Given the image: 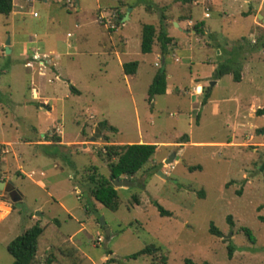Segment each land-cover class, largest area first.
I'll list each match as a JSON object with an SVG mask.
<instances>
[{"label":"rangeland","instance_id":"rangeland-1","mask_svg":"<svg viewBox=\"0 0 264 264\" xmlns=\"http://www.w3.org/2000/svg\"><path fill=\"white\" fill-rule=\"evenodd\" d=\"M96 1L71 10L19 2L0 15V143L9 142L0 144V264L14 263L9 244L36 224L45 229L40 264L51 255L53 264H264V116L255 113L264 109V27L255 26H264V0H210V11L207 0ZM189 15L192 27L176 25ZM144 25L174 39L168 55L158 39L142 53ZM36 50L52 54L55 68L52 58L45 72L26 64ZM133 62L136 75H126L122 63ZM233 63L240 82L216 79ZM162 71L179 90L150 101ZM197 84L211 92L205 105ZM184 136L189 142L180 144ZM57 139L63 145L38 144ZM141 141L157 145L156 154L122 177L138 185L117 189L116 207H105L94 193L110 181L108 147ZM174 154L179 160L166 164ZM15 190L23 195L16 203ZM148 247L158 251L130 258Z\"/></svg>","mask_w":264,"mask_h":264},{"label":"trees","instance_id":"trees-1","mask_svg":"<svg viewBox=\"0 0 264 264\" xmlns=\"http://www.w3.org/2000/svg\"><path fill=\"white\" fill-rule=\"evenodd\" d=\"M151 9L152 7H147ZM14 11V0H0V15L9 17ZM198 31V29H196ZM161 43V50L163 56L168 55L169 46L172 44L173 39L170 38L164 29H161L159 36L157 37L156 27L153 25H144L142 30V42H141V51L144 54H149L153 52V47L155 41ZM139 63L133 62L124 65V71L127 75H135L137 73ZM242 67L237 64H224L219 67L216 71V79H220L226 75H233L234 80L240 82L242 80ZM167 92V75L165 71L159 72L150 87L149 90V100L152 101L156 96L165 95ZM204 101L203 105L207 104L211 92L209 89H204ZM257 116H264V109H259L256 112ZM113 132H116V129L111 127ZM189 142L188 137H182V142ZM56 142H61V139H57ZM157 152V145L154 144H129V145H111L108 147V150L105 153V156L108 160V167L110 170V181L103 185L101 188L95 191V199L103 204L107 208L114 209L116 207V202L118 199V190L113 186L112 181L122 179V177L127 176L133 178L145 166L151 161L153 156ZM104 153L101 151L100 155ZM117 159V160H116ZM193 170V169H192ZM134 200L140 204V200L137 197H134ZM159 211L163 216L170 215L169 212L165 211L162 206L156 203ZM5 215H2L1 220L5 219ZM45 229L39 224H36L32 228L27 229L21 236L12 241L8 246L9 254L14 258L13 264H40L38 259L39 254L43 251L39 247V238L44 234ZM212 233L218 235L219 232L217 229L212 228ZM156 247H148L143 251L130 256L131 259H138L142 256L152 255L157 252ZM234 248L231 247L229 250L230 256L233 255ZM55 256L47 260V264H53ZM116 262L115 260L108 261L106 264H112ZM79 262H77L78 264ZM186 264H195L191 260H187ZM208 264V263H204Z\"/></svg>","mask_w":264,"mask_h":264},{"label":"crops","instance_id":"crops-1","mask_svg":"<svg viewBox=\"0 0 264 264\" xmlns=\"http://www.w3.org/2000/svg\"><path fill=\"white\" fill-rule=\"evenodd\" d=\"M76 1V0H75ZM103 0H97L96 2L97 3H100V2H102ZM21 3V8H24V6H26V4H28L30 7H32V8H34V5L35 4H37L38 2H40L41 4H45V5H48V6H50L51 4H52V2H54V4H63V0H14V7H16L18 4H20ZM78 4H80V2H79V0L78 1H76ZM186 4L185 5H187V4H191L192 3V5L193 4H196V2L194 3V0H185L184 1ZM210 2L212 3V1H210V0H207V6H208V8H206V10L207 11H210V10H212L213 9V7H212V4H210ZM253 2H254V0H246V3L248 4V5H251V4H253ZM18 3V4H17ZM126 6H128V8H130L131 6L128 4V5H124V7H126ZM102 8L101 7H98V11H100ZM136 8L135 7H133L132 9H131V11H129L130 13L131 12H133L134 10H135ZM69 10H71V9H69ZM252 12H253V8H250L249 9V11H247V12H243L242 13V15H244V16H248V15H250V14H252ZM35 13H37V12H34L33 13V15L35 14ZM130 13L128 14L129 15V19L127 20V21H129L130 20ZM38 14V13H37ZM101 14H102V17H104V15L105 16H107L108 14H110V12H105V10L103 11V12H101ZM39 16V15H38ZM126 16V15H125ZM125 16H124V18H123V22H127V21H124V19H125ZM206 17H210V15L207 13L206 15H205ZM35 17V16H34ZM97 21L99 22V20L97 19ZM182 23H187V25H188V28H190V27H192L193 25H194V23H193V21H192V16L191 15H189V16H186V17H184V16H182L181 18H180V20L179 21H177L176 22V25H178L179 27H181V24ZM99 24L101 25V26H103L106 30H108V31H110V29H108V25H103V24H101L100 22H99ZM263 24V23H262ZM255 26H256V28H257V30H259V29H261V28H263L264 26H260L258 23H255ZM190 29H188V31L186 32L187 34H197V32L196 31H193V32H191V31H189ZM110 32H114V31H110ZM68 36L70 37L71 36V34H68ZM170 37V36H169ZM171 38V37H170ZM173 39V38H172ZM124 40V39H123ZM141 42H142V40H141ZM124 47H123V49L121 50V51H125V46H127V41H126V39L124 40ZM173 44H174V39H173V42H172V44H171V47L173 46ZM153 50H154V47H153ZM170 52V51H169ZM117 54V53H116ZM169 54V53H168ZM34 56H37V58H38V60H34ZM45 57H47V59L45 58ZM32 60H27V62H26V64H28L29 66H32L33 65V67L34 66H42V71L43 72H45L46 70H48L47 69V67H46V65L45 64H49V61H47L48 59H50V58H52V54H42V55H40L39 54V52H38V50H36L34 53H33V55H32ZM40 58H41V62L39 61L40 60ZM51 60V64H52V67L53 68H55V65H54V62H53V58L52 59H50ZM165 60V59H164ZM178 61V60H177ZM124 63H122V67H123V69H124ZM156 66H158V64H156ZM27 67V66H26ZM33 67H28V68H33ZM39 70V69H38ZM138 70V69H137ZM125 72V71H124ZM126 74V73H125ZM127 75V74H126ZM136 75V74H135ZM218 84V82H216V84L215 85H217ZM204 86L202 85V84H197V85H195L193 88H192V90H194L196 93H195V95L197 96V97H200V96H202V94H203V92H204ZM176 90H179L178 88H173V87H171V86H169L168 85V77H167V92H166V95L165 96H169V95H172V94H175L176 92ZM33 92H34V95H35V97H37V96H39V93L38 92H36L35 90H33ZM210 100V99H209ZM45 102L47 103V105L45 106V109H49V106H50V101L49 100H45ZM43 107H44V105H43ZM49 111H51L50 109H49ZM257 112V111H256ZM255 112V113H256ZM60 130H61V128H60ZM61 132H62V130H61ZM45 136V135H44ZM43 136V137H44ZM3 143H9V142H2V143H0V144H3ZM38 144H42V145H47V146H50V145H63V141L62 142H56V143H52V142H38ZM139 144H145L144 142H140ZM176 144H178V146H179V143H176ZM180 144H182V143H180ZM177 147V146H176ZM157 150H158V146H157ZM33 174H34V172H32ZM7 174V173H6ZM30 177H32V176H30ZM1 184V183H0ZM19 193V196L18 197H20V200H22V198H23V195L20 193V192H18ZM42 215V214H41ZM35 216V215H34ZM36 216H37V214H36ZM41 217V216H40ZM4 220V219H3ZM0 221H2V220H0Z\"/></svg>","mask_w":264,"mask_h":264},{"label":"water","instance_id":"water-1","mask_svg":"<svg viewBox=\"0 0 264 264\" xmlns=\"http://www.w3.org/2000/svg\"><path fill=\"white\" fill-rule=\"evenodd\" d=\"M78 1V0H76ZM129 11H131V9H129ZM129 19V15H126L124 21H127ZM260 20L262 21V23L264 24V17L260 15ZM178 26V25H177ZM10 44H11V41L10 39H8L7 43H6V53L7 54H10L11 53V50H10ZM164 64H165V60H164ZM215 84H212V86H214ZM175 160H179V157L174 154L170 159H168L165 163L166 164H171L173 163V161ZM161 175H163V173H161ZM112 184L113 186L116 188V189H121V188H125V189H129L131 187H135L138 185V183H135L133 180H130V179H118V180H113L112 181ZM5 187V183H1L0 184V190L3 191ZM13 199V202H18L20 201V197H17V198H12ZM37 216H42L40 213H37ZM101 223V226L106 228V224H105V221L104 219H101L100 221ZM111 237V234H110V231H106V238L107 240H109ZM110 259H116V257L114 255L110 256Z\"/></svg>","mask_w":264,"mask_h":264},{"label":"built area","instance_id":"built-area-1","mask_svg":"<svg viewBox=\"0 0 264 264\" xmlns=\"http://www.w3.org/2000/svg\"><path fill=\"white\" fill-rule=\"evenodd\" d=\"M64 4L67 5L69 9H74L76 6L75 0H63ZM35 17H38V14H34ZM47 59V57H45ZM34 60H38L37 56H34ZM159 66V65H158Z\"/></svg>","mask_w":264,"mask_h":264},{"label":"flooded vegetation","instance_id":"flooded-vegetation-1","mask_svg":"<svg viewBox=\"0 0 264 264\" xmlns=\"http://www.w3.org/2000/svg\"><path fill=\"white\" fill-rule=\"evenodd\" d=\"M18 196H19L18 191L15 190V191H12V192H11V197H12V198H17Z\"/></svg>","mask_w":264,"mask_h":264}]
</instances>
